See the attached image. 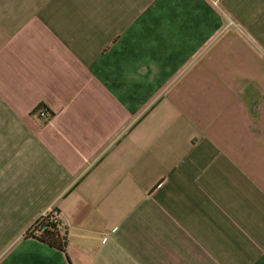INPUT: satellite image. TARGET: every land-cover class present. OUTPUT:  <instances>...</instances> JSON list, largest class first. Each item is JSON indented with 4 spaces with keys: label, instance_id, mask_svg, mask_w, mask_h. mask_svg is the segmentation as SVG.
<instances>
[{
    "label": "crops",
    "instance_id": "crops-1",
    "mask_svg": "<svg viewBox=\"0 0 264 264\" xmlns=\"http://www.w3.org/2000/svg\"><path fill=\"white\" fill-rule=\"evenodd\" d=\"M0 264H264V0H0Z\"/></svg>",
    "mask_w": 264,
    "mask_h": 264
},
{
    "label": "trees",
    "instance_id": "trees-1",
    "mask_svg": "<svg viewBox=\"0 0 264 264\" xmlns=\"http://www.w3.org/2000/svg\"><path fill=\"white\" fill-rule=\"evenodd\" d=\"M26 237L36 238L40 242L61 252H64L67 245L65 230L60 224L52 223L48 216L38 218L26 231Z\"/></svg>",
    "mask_w": 264,
    "mask_h": 264
},
{
    "label": "built area",
    "instance_id": "built-area-1",
    "mask_svg": "<svg viewBox=\"0 0 264 264\" xmlns=\"http://www.w3.org/2000/svg\"><path fill=\"white\" fill-rule=\"evenodd\" d=\"M35 115L43 123L48 122L50 117L52 116V114H50L49 112H47L44 109L38 110ZM47 216L52 223L60 224L59 213L56 210H50V211L44 213L41 217L45 218Z\"/></svg>",
    "mask_w": 264,
    "mask_h": 264
}]
</instances>
